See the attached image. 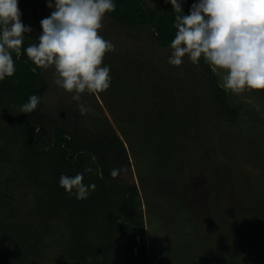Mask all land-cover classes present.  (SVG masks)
Wrapping results in <instances>:
<instances>
[{
  "label": "trees",
  "instance_id": "1",
  "mask_svg": "<svg viewBox=\"0 0 264 264\" xmlns=\"http://www.w3.org/2000/svg\"><path fill=\"white\" fill-rule=\"evenodd\" d=\"M195 2L182 0L186 14ZM115 3V11L106 15L115 50L111 60L104 58V64H111L112 81L99 94L112 107L121 134L105 116L81 115L77 102L68 104V92L58 87L59 106L43 103L54 90V70L33 71L26 54L19 59L13 54L16 72L0 82V264H151L159 255L164 256L158 264H264V164L242 185H250V194L258 197L251 196L243 213L230 218L226 253H220V246L201 244L211 230H201L186 207L173 219L179 227L173 237L172 231L165 235L159 228L165 252L159 251V239L150 251L140 189L121 181V172L133 165L126 142L139 149V168L145 164L154 176L181 181L188 161L204 148L205 126L254 125L264 142V117L251 103L235 102L203 60L197 66L185 57L176 67L119 45L114 31L128 30L143 32L150 44L170 49L177 30L168 0ZM33 43L25 38L23 47ZM135 68L152 71L163 83L155 86L137 78ZM32 94L41 98L37 109L19 113ZM51 112L68 120L72 116L71 126L49 120ZM244 115L247 122L241 124ZM88 167L91 173L85 172ZM113 169L120 170L116 178L110 174ZM81 172L85 184L96 186L84 200L59 184L61 174Z\"/></svg>",
  "mask_w": 264,
  "mask_h": 264
},
{
  "label": "clouds",
  "instance_id": "2",
  "mask_svg": "<svg viewBox=\"0 0 264 264\" xmlns=\"http://www.w3.org/2000/svg\"><path fill=\"white\" fill-rule=\"evenodd\" d=\"M168 2L176 13L177 30L170 43V65L181 66L185 57L197 66L203 60L228 93L264 90V0H196L187 14L182 0ZM18 5L19 0H0V82L16 72L13 54L16 59L26 54L33 71L52 68L55 85L72 93L80 114H87L82 95L103 93L112 81L104 58L114 45L99 31L105 16L115 11V0H47L53 11L40 21L38 42L26 48L25 33L33 29L23 23ZM40 102L39 96L30 95L19 113H32ZM119 171L110 174L116 178ZM83 181V172L61 174L59 184L84 200L96 186Z\"/></svg>",
  "mask_w": 264,
  "mask_h": 264
},
{
  "label": "rangeland",
  "instance_id": "3",
  "mask_svg": "<svg viewBox=\"0 0 264 264\" xmlns=\"http://www.w3.org/2000/svg\"><path fill=\"white\" fill-rule=\"evenodd\" d=\"M18 7L23 14L21 17L23 23L30 25L33 29L31 33H25V37L37 43V38L42 32L40 21L50 16L53 9L47 6V0H19ZM111 29V23L105 16L99 34L106 40L111 41V33L107 32L111 31ZM114 32H116L115 36L119 41V45L126 46L127 50L137 49L151 54L147 58L152 62L156 57L159 61H168L171 49L150 44L149 41L145 40V37L148 36L143 35V32L140 35L128 30H115ZM105 57L111 60V52L107 53ZM156 63L161 64L157 60ZM133 72L137 78H142L145 82L152 81V85L158 86L163 83L160 77L154 75L152 71L135 68ZM51 84L54 90L48 96L46 95L42 102L46 103L47 106L58 107L61 99L57 95L59 92L56 91L58 86L55 85L54 80ZM57 89L63 90L60 87ZM72 95V93H68V104H74ZM232 96L237 103L240 101L251 103L262 112L264 117V90L245 92L239 96L232 94ZM106 97H108L107 94ZM201 97L203 96L201 95ZM82 102L89 108V115L107 117L115 126L117 133H122V128L114 120L113 112L111 111L113 110L112 107H108V101H104L100 94L90 95L85 93L82 95ZM153 102L156 103L155 101ZM246 110L247 108H245V115ZM68 113L69 111L65 115ZM208 113L206 112V114ZM245 115L241 116V124L246 121ZM48 116L49 120H55L54 122L65 126H71L73 122L72 116L69 120L60 117L58 114H52V112ZM230 127L232 126L216 123L203 128L202 145H204V148L201 149L200 155L188 161L186 178L181 181L175 179L167 181L163 177L154 176L149 171L148 165L144 167L145 164L139 168V158H142L138 154L139 149L137 148L136 150L130 142H126L133 165L131 168H126L121 172V181L129 184L134 183L140 189L150 251H153L154 248L153 240L157 242L159 239L158 243L160 244L161 242L162 233L159 228L164 229L165 235L172 231L171 237L174 236L173 231L176 232L179 228L176 224L177 217L183 211L186 212L184 210V207H186L189 210L187 212L192 213L193 221L201 230H211L209 236L206 240H202L201 244L213 249H217L220 246L222 248L220 253H226L223 246H225V238L231 227L229 224L230 218H235L240 213H243L247 200L258 197L255 194H250V185L248 188H244L242 185L244 186L245 182L248 183L247 181H249L251 176H257V172L263 169L261 166L264 164V142H262V138L256 131L257 128L254 125H251L250 129L242 125L233 129ZM235 130L239 131L243 138L235 134L233 132ZM244 133L247 135H243ZM122 138L125 139L124 136ZM246 148L247 152H249L248 154L245 152ZM240 150L243 151L239 153ZM235 160L236 163H242L240 168L235 166ZM147 172L149 173L147 174ZM255 183H257V180ZM236 186L240 188L238 192ZM175 217L174 223L173 219ZM185 226L188 225L185 224ZM164 244H160L159 251L165 252ZM198 246L200 245L198 244ZM161 256L164 255H159L158 260L156 259L151 264H158Z\"/></svg>",
  "mask_w": 264,
  "mask_h": 264
}]
</instances>
